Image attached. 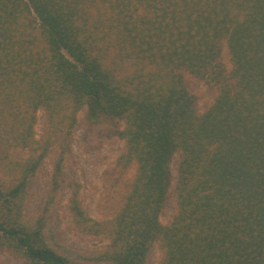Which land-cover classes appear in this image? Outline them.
I'll use <instances>...</instances> for the list:
<instances>
[{
    "label": "trees",
    "instance_id": "1",
    "mask_svg": "<svg viewBox=\"0 0 264 264\" xmlns=\"http://www.w3.org/2000/svg\"><path fill=\"white\" fill-rule=\"evenodd\" d=\"M189 75L216 91L202 113ZM22 99L45 106L46 143L64 147L83 105L92 119L126 117L119 165L136 175L106 226V264H147L158 239L161 264H264V0H0V149L33 150L6 163L16 179L0 181V248L23 264H75L20 221L48 153L34 156ZM177 153V209L163 225ZM76 195V224L103 229Z\"/></svg>",
    "mask_w": 264,
    "mask_h": 264
},
{
    "label": "rangeland",
    "instance_id": "2",
    "mask_svg": "<svg viewBox=\"0 0 264 264\" xmlns=\"http://www.w3.org/2000/svg\"><path fill=\"white\" fill-rule=\"evenodd\" d=\"M222 48L223 61L230 67L226 44ZM187 77L191 93L199 99L198 111L202 113L213 103L216 91L209 87L206 80L190 75ZM19 105L26 109L22 110V115L26 113L29 116L31 113L33 117V137L40 143L34 156H40L41 147H48L47 155L31 176L24 199L20 202V221L26 226L42 227L46 244L72 263L106 264L101 260L111 243L110 230L106 226L122 208L136 175L135 164L128 169L119 165L125 147L121 133L126 127V117L102 115L92 119L88 107L83 105L75 114L71 136L64 147L58 142L46 143L50 135V117L45 106L32 110L29 102L23 99ZM32 151L30 147L20 144H13L6 150L0 149L3 159H0V181L4 184L15 181V173L5 169L6 163L26 160L33 155ZM179 163L180 156L177 153L171 163L170 201L160 217L163 225L169 224L176 213L175 188ZM55 178L57 183L54 182ZM73 193L77 194L87 215L103 223V229L85 231L76 224L70 209ZM163 257L164 245L158 239L150 249L147 264H161ZM0 264H23V261L7 249L0 248Z\"/></svg>",
    "mask_w": 264,
    "mask_h": 264
}]
</instances>
